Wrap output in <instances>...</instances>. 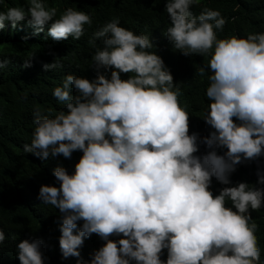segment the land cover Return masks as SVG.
Returning <instances> with one entry per match:
<instances>
[{"label":"clouds","instance_id":"1","mask_svg":"<svg viewBox=\"0 0 264 264\" xmlns=\"http://www.w3.org/2000/svg\"><path fill=\"white\" fill-rule=\"evenodd\" d=\"M200 3L167 0L170 25L165 34L185 56H211L205 92L212 102L201 115L202 127L193 126L188 105L180 100L181 84L153 51L151 37L122 26L116 10L121 17L105 23L89 41L94 46L102 41L92 56L96 78L62 76V85H52L51 93L64 109L55 115L34 112L25 153L45 166L46 158L58 163L52 157L83 153L70 167L58 163L54 176L59 184L41 180L37 185L32 164L12 156L16 176L23 177L17 187L28 210L52 216L53 208L62 219L63 258L81 257L85 238L95 233L106 243L77 264H264L254 218L264 207V32L220 38L226 18ZM85 6L94 9L93 0L62 12L46 0H3L0 29L20 27L29 38L49 24L52 40H32L50 47L38 53L39 66L34 67L57 69L70 64L66 47L93 24ZM30 61L25 59L24 66ZM10 63V58L0 59V69ZM199 71L203 76L205 68ZM121 73L132 75L122 79ZM221 147L227 148L222 155L217 151ZM245 166L250 170L240 174ZM213 177L225 185L216 195L210 189ZM5 186L0 183V194ZM0 211L26 229L52 220H34L1 204ZM5 240L0 228V245ZM41 248L40 239L20 241V264H52ZM164 249L166 260L161 259Z\"/></svg>","mask_w":264,"mask_h":264},{"label":"trees","instance_id":"2","mask_svg":"<svg viewBox=\"0 0 264 264\" xmlns=\"http://www.w3.org/2000/svg\"><path fill=\"white\" fill-rule=\"evenodd\" d=\"M3 0H0V3ZM11 3L23 2L25 0H9ZM85 0H46L51 6L59 8L60 12L67 7L81 9ZM167 0H93L94 9L85 6L84 9L91 12L93 24L86 26V34L79 40L73 39L72 44L66 47V52L72 54L67 61L70 64L57 69L35 68L39 66L35 63L39 52L50 48L47 43L35 44V37L48 42L53 38L48 35L49 24L45 26L43 32L35 31L34 37H29L23 28L11 27L0 29V59L10 58L11 63L0 69V183L7 185L0 194V204L10 210L21 214L24 211L34 220L40 221V217L52 219L46 226L41 228H21L12 222L9 216L0 211V228L6 233V240L0 245V264H20L17 255V244L24 239H40L42 241V252L49 258L52 264H77L79 259L90 260L92 254L106 243L95 233L91 237H86L80 248L81 257H62L59 240L61 237L60 225L62 219L55 217V211L51 208V214H35L26 207V200L22 192L18 190V184L23 177H17L12 165V156H17L22 160H28L34 170L35 184L41 180H47L53 184H59L54 176V169L58 166L70 167L72 163H78L83 155L82 151H74L71 158L59 155L54 158L58 163L44 159L45 165L35 161L36 155L25 153L23 145L31 143L34 130V112L39 109L42 114L55 115L64 109V105L58 101L51 93L52 85L60 86L62 76L74 74L93 80L97 76L95 68L92 66V56L96 47H102V41L97 40L94 46L89 41L94 33L105 23L114 17H123L122 26L133 30L137 34L144 33L151 37L155 51L160 55L165 64L170 68L174 81L181 84V103L188 105L189 117L191 115L194 127H202L203 119L201 115L208 112L212 102L207 96L205 85L208 76L211 74L207 67L210 55L194 54L185 56L178 50H174L172 43L168 40L165 32L170 25V17L166 12L165 4ZM201 6L217 9L226 18L222 32L218 31V37L223 38L230 35L247 36L249 33L264 32V0H201ZM2 7H0L1 10ZM114 10L121 14H117ZM194 14L199 15L201 10L197 6L192 8ZM59 15V13H58ZM25 22V21H22ZM27 37V39H25ZM43 37V38H41ZM53 54V53H52ZM30 66L25 67V59L30 58ZM46 57L58 56L46 55ZM66 62V61H65ZM205 68V73L201 76L199 69ZM38 71H45L38 73ZM105 70H102V72ZM70 72V73H67ZM105 74L110 78L111 70ZM132 73H121L122 79H128ZM75 95V89L72 90ZM236 119L235 117L233 118ZM239 123V121H237ZM204 127H210L204 125ZM219 154L227 151L226 147L217 149ZM203 155L201 149L199 156ZM20 165V162H18ZM250 170L249 166L240 169V174ZM24 176L23 171L17 173ZM232 175V174H231ZM231 178V176H230ZM225 185L219 183L215 177L212 178L210 189L213 194H219ZM254 218L257 222V235L261 248V261L264 262V207L261 212H256ZM83 221L78 222V226ZM42 234L45 237L35 238V235ZM115 235V234H114ZM121 238L122 234L117 236ZM110 238V237H109ZM161 259H167V249L162 251ZM135 264V261L132 262Z\"/></svg>","mask_w":264,"mask_h":264},{"label":"bare ground","instance_id":"3","mask_svg":"<svg viewBox=\"0 0 264 264\" xmlns=\"http://www.w3.org/2000/svg\"><path fill=\"white\" fill-rule=\"evenodd\" d=\"M27 201V200H26ZM28 205L30 206V208L33 210V211H37V207L34 205V203L33 202H29L28 201Z\"/></svg>","mask_w":264,"mask_h":264}]
</instances>
